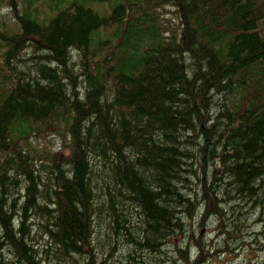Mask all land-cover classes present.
<instances>
[{"label":"trees","instance_id":"1","mask_svg":"<svg viewBox=\"0 0 264 264\" xmlns=\"http://www.w3.org/2000/svg\"><path fill=\"white\" fill-rule=\"evenodd\" d=\"M7 1L0 264H157L202 211L224 238L264 228V0ZM39 123L66 132L56 167L29 144Z\"/></svg>","mask_w":264,"mask_h":264},{"label":"rangeland","instance_id":"2","mask_svg":"<svg viewBox=\"0 0 264 264\" xmlns=\"http://www.w3.org/2000/svg\"><path fill=\"white\" fill-rule=\"evenodd\" d=\"M34 1V0H32ZM37 4V3H36ZM3 7H0V21L4 20L6 23L9 21L10 26H15V22L13 19L14 10L12 7H10L9 2L7 0H3ZM167 21L169 22L167 27L169 29H172L174 26H176L179 22L178 16L175 15L173 11L168 12L166 15ZM262 33H264V23L261 25ZM169 33V34H168ZM165 36L168 38L176 36L178 39L181 38L182 31H180V28L178 26L177 29L168 32ZM174 40H178V39ZM29 57L27 56V59ZM9 76V72L6 74ZM4 87V91H6L8 96L11 92V89L14 87V82H0V90ZM0 96H3L0 91ZM6 98V97H5ZM223 100L221 98L219 100V103ZM2 100L0 99V102ZM222 110H224L222 108ZM219 110H215V113H218ZM227 112L225 111V114ZM54 129L51 125H43L42 123L37 124L35 126V131L32 136V138L29 140V144L40 150V155L45 159L46 162H49L51 164V167H56L55 162L59 161V158H55V155L59 153L60 155H63L65 158L69 156V149L66 146L65 149L63 148V143L65 142L64 136L66 135V132L64 130L60 131L59 133H55L52 130ZM21 148L27 147V143L23 142L20 144ZM2 161V158L0 159V162ZM49 167H41L39 169H46ZM211 178V176H210ZM200 177V182H201ZM206 181V179H205ZM195 185L194 184L192 188V192L188 191L187 193H194L195 192ZM197 192V191H196ZM198 217L200 219L197 220V223L192 222L189 224L191 230L186 231V235L184 234L183 230L177 235V240L174 241L172 244H168V246L164 249V251H167V257H164L165 261H160L157 264H171L170 260L176 259L174 256V250L177 248L178 251H186L187 246L189 243L193 244H201V246L204 248L203 251H195L192 260L188 264H256L257 260L261 261L263 259V255L260 252L262 247H259V243L263 241L264 239V228L261 226H257L256 222L254 223V217H252L251 222L248 223L249 230H243L240 236H230L227 238H224L223 234L226 230H223L221 225L219 224L216 226V224L213 221H210L209 223L206 221V212H198ZM223 215V219H225V215ZM203 220L206 222L204 223ZM203 222V223H202ZM202 223V224H201ZM33 225L30 223V226ZM222 228V229H219ZM39 228L35 227L33 228L34 231V238H35V244L34 246L43 253L49 252L47 251V244H45L46 238L45 235L42 237V235L39 234ZM96 230L99 234V236H102L105 238L106 234H110L111 231L108 228L107 223L105 224L103 220L97 222ZM106 232V234H105ZM45 239V241H44ZM261 240V241H260ZM104 243V241H103ZM103 247V244H101ZM129 249V246L128 248ZM111 249H106L105 257L106 259L102 261L101 255L97 257L96 264H104L105 262L109 261L111 258L108 256ZM102 252V250H100ZM49 255V254H48ZM184 257V255H183ZM54 259V258H52ZM114 256L112 257L113 261ZM161 259V260H162ZM64 264V263H59Z\"/></svg>","mask_w":264,"mask_h":264}]
</instances>
